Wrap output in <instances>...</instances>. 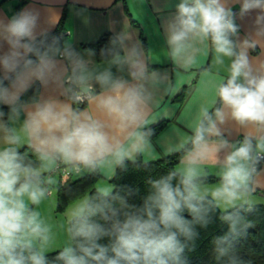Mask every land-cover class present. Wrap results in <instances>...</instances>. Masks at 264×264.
I'll list each match as a JSON object with an SVG mask.
<instances>
[{"label": "clouds", "instance_id": "obj_1", "mask_svg": "<svg viewBox=\"0 0 264 264\" xmlns=\"http://www.w3.org/2000/svg\"><path fill=\"white\" fill-rule=\"evenodd\" d=\"M48 11L51 26L58 15ZM253 11V31L241 39L236 20ZM40 16L25 8L0 19V41L8 45L0 55V104L9 108L0 110V264H188L185 251L217 210L227 232L212 241L216 264H251L239 245L264 189V60L252 55L264 45V0L175 5L163 25L167 59L188 69L201 53H213L216 65L227 58V75L215 81L211 102L191 114L187 133L173 129L155 143L151 125L165 117L160 101L175 85L150 67L152 50L125 28L100 50L98 64L95 50L48 42ZM35 81L55 94L21 102ZM233 129L243 138L231 140ZM161 154H178L180 166L147 179L139 206L129 202L131 188L110 183L118 169ZM60 172L105 182L68 211L67 241L49 260L55 234L38 208Z\"/></svg>", "mask_w": 264, "mask_h": 264}, {"label": "crops", "instance_id": "obj_2", "mask_svg": "<svg viewBox=\"0 0 264 264\" xmlns=\"http://www.w3.org/2000/svg\"><path fill=\"white\" fill-rule=\"evenodd\" d=\"M178 2L179 0H0V19H10L25 8L37 9L41 14V28H46L49 32L56 27L64 13L65 33L61 46L69 43L81 54L89 49L83 47V44L95 42L103 33L115 35L127 28L134 41L138 39L145 50H152L153 62L150 67L160 72H167L175 85V91L171 95L162 97L160 101L162 107L166 109L165 117H160L151 125L153 127L164 122L163 127L153 136L155 143L159 141L162 134L170 133L173 129L182 134L187 133L186 122L191 114L199 105L211 102L214 97L215 81L227 75V58L223 65H216L213 53H201L197 65L188 69L177 68L167 59L163 25L175 14V5ZM231 6L234 12H239L238 3ZM49 9L58 15L57 22L51 26L47 23L50 15ZM256 15L257 13L253 11L243 19L237 18L241 39L253 31ZM7 51L8 45L0 41V55ZM252 55L254 58L259 57L264 60V45ZM92 59L95 63H101L96 56ZM0 75H3L2 69H0ZM34 85V89H28L21 95V102L29 103L33 99L55 94L52 86L45 88L39 81L33 82L31 87ZM0 110L7 113L9 108L7 105L0 104ZM6 119L7 116H5ZM229 138L231 140L242 139L243 134L233 129ZM156 151L160 153L162 148L157 146ZM162 156L164 155L161 154L156 159ZM179 166L180 161L176 167ZM60 178V180L65 179L62 175ZM255 199L257 204L264 203V189H258ZM47 200L48 198L44 202L46 203Z\"/></svg>", "mask_w": 264, "mask_h": 264}, {"label": "trees", "instance_id": "obj_3", "mask_svg": "<svg viewBox=\"0 0 264 264\" xmlns=\"http://www.w3.org/2000/svg\"><path fill=\"white\" fill-rule=\"evenodd\" d=\"M65 15L60 17L56 27L47 32L48 42L53 37H57L62 42L65 33ZM111 33H103L95 42L83 44V47L95 50L97 59L101 60L100 50L109 44L113 37ZM144 42V39L142 37ZM30 58L35 59L34 56ZM7 81H5L6 83ZM35 85L29 88L34 89ZM164 125L160 122L152 128L157 133ZM180 158L178 154L172 156H162L158 159L150 161L147 165L136 167L129 163L126 171L117 170V175L110 181L115 184L118 189L131 188L135 195L130 197L129 202L135 205L142 204V199L148 193V185L146 183L149 178H158L165 174L170 168L176 167ZM61 174V173H60ZM62 175V174H61ZM65 176L64 180H58L56 188V205L55 210L62 212L65 208L77 198L91 193L96 187L97 180L100 176L78 174L75 178H69L71 175ZM216 181L215 176H210L208 182ZM219 211L213 214L212 222L206 228L197 229L199 235L191 244L190 250L185 251V257L188 264H216L212 251V241L215 237L221 236L227 232V225L219 220ZM186 218H190L186 214ZM253 227L248 230L246 239L240 242V254L245 260H250L251 264H264V203L256 204V210L250 214ZM59 249L51 251L47 254L49 260H53L58 254Z\"/></svg>", "mask_w": 264, "mask_h": 264}, {"label": "rangeland", "instance_id": "obj_4", "mask_svg": "<svg viewBox=\"0 0 264 264\" xmlns=\"http://www.w3.org/2000/svg\"><path fill=\"white\" fill-rule=\"evenodd\" d=\"M78 174L71 175L69 178H75ZM61 174L57 173L56 174V179L57 181L60 180ZM68 177L67 175L62 174V177ZM105 182L104 179H99L97 180V185L103 184ZM216 181L209 182L215 183ZM96 185V186H97ZM83 197V196H81ZM79 197V198H81ZM79 198L71 202L64 211L62 212H57L55 210V205H56V188H54L51 192V195L48 197L47 202L42 203L38 210L42 213V216L50 223L53 227V231L55 234V241L52 246V248L49 250V252L60 249L66 241H67V235H66V226H67V213L68 211L74 207L75 203L78 202Z\"/></svg>", "mask_w": 264, "mask_h": 264}, {"label": "built area", "instance_id": "obj_5", "mask_svg": "<svg viewBox=\"0 0 264 264\" xmlns=\"http://www.w3.org/2000/svg\"><path fill=\"white\" fill-rule=\"evenodd\" d=\"M61 174H64V175H69L68 173H66V172H60Z\"/></svg>", "mask_w": 264, "mask_h": 264}]
</instances>
